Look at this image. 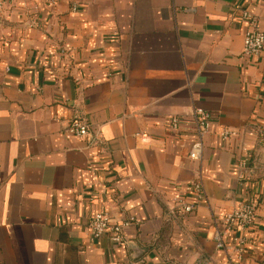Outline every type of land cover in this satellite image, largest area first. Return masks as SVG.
Returning <instances> with one entry per match:
<instances>
[{
    "label": "crops",
    "instance_id": "obj_1",
    "mask_svg": "<svg viewBox=\"0 0 264 264\" xmlns=\"http://www.w3.org/2000/svg\"><path fill=\"white\" fill-rule=\"evenodd\" d=\"M48 1L0 13V264H264V51L243 56V14L264 32V0ZM196 107L218 123L200 161ZM75 117L94 143L65 132ZM195 182L207 200L173 217ZM255 196L243 257L230 239L218 250L225 216ZM102 210L137 219L127 246L90 240Z\"/></svg>",
    "mask_w": 264,
    "mask_h": 264
},
{
    "label": "built area",
    "instance_id": "obj_2",
    "mask_svg": "<svg viewBox=\"0 0 264 264\" xmlns=\"http://www.w3.org/2000/svg\"><path fill=\"white\" fill-rule=\"evenodd\" d=\"M49 5L53 6L54 2L49 0ZM8 4V0H0V13H2ZM72 11L77 12L78 7L72 6ZM243 18L248 22L252 29H250L244 36L243 56L244 57H258L264 51V32L259 30L255 17L250 12H245ZM191 131L193 133V142L190 151V158L194 161H200L203 157L205 149V138L214 131L218 124L214 115L202 107L194 108L192 114ZM169 127L174 136H177L185 130L181 119L178 116H173L169 120ZM65 132L69 135L87 139L94 143L98 136L95 135L94 130L90 124L82 117H75L68 124ZM239 135V131L229 127H223L220 131L221 139L229 141ZM138 137L143 138L142 134ZM262 138L264 139V128L262 130ZM245 167V164H241ZM188 191L192 194L194 200L188 202L185 198V193ZM177 193V194H176ZM173 198V207L170 212L173 217L178 215L193 214L199 203L207 200L203 185L200 182H195L191 185L179 187ZM259 197L255 196L248 202L238 206L232 212L228 213L221 226L218 227L215 239L216 248L223 250L226 248L225 239H230L235 243L234 252L241 259L246 251L247 238L244 234L251 231L259 221ZM137 223L135 217H127L121 221H114L107 211H100L96 213L90 220V240L97 241L106 238L112 245L124 247L129 244V236L127 230Z\"/></svg>",
    "mask_w": 264,
    "mask_h": 264
}]
</instances>
